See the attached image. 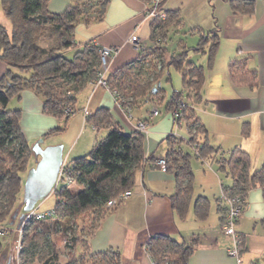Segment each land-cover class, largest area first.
<instances>
[{
  "label": "crops",
  "instance_id": "1",
  "mask_svg": "<svg viewBox=\"0 0 264 264\" xmlns=\"http://www.w3.org/2000/svg\"><path fill=\"white\" fill-rule=\"evenodd\" d=\"M249 2L241 0L235 3L237 7H233L231 0H165L164 8L177 12V21L169 27L168 38L161 45L166 59L173 52L187 49L188 60L205 66L198 94L194 96L190 93L189 99L184 98L193 117L204 129L200 141L206 140L216 148V156H226L235 149L247 152L250 172H254L264 162V0ZM69 3L71 0H49L48 9L55 13L62 12ZM248 4L252 7L250 12L243 8ZM143 9L142 0H103L99 18L89 21L80 19L74 25L73 38L77 46L91 41L99 48L117 47V51L107 60L105 76L133 61L142 49L153 45L150 23L143 16ZM0 21L9 27L10 21L2 11ZM214 28L219 42L212 64L207 66V53L194 47L201 34ZM132 33L139 37V48L128 41ZM172 33L178 37L170 42ZM191 51L197 57L195 60L189 57ZM231 66H242L244 71L253 74L254 85H251V81H234ZM5 68V62L0 59V76ZM170 68L173 67H169L168 71ZM165 70L157 80L156 94L148 95L132 105L122 103L120 96H115L109 86L85 83L75 93V112L66 123L71 136L66 137V141H51L46 145L60 144L62 160L65 161L89 151L98 139L89 134L80 139L84 131L82 127L88 126L97 131L95 123L101 118L98 110L102 108L109 112V121L102 124L106 132L112 124L124 132L136 130V122L148 118L151 105H158L163 98L162 91L166 88L163 81L171 78ZM178 88L183 89L182 76ZM14 98V106H19V126L25 139L28 143L32 137L35 142L39 139L42 142V138L55 129L60 118L42 111V99L32 89H22ZM84 108L91 119L98 120L85 119ZM169 133L186 139L189 136L188 123L182 120L180 124H175L171 109L159 107V113L149 120L147 131L143 133L144 153L149 157L136 170L130 195L109 209L86 238L88 252L116 250L120 254L121 264H153L145 248L147 240L155 234H169L193 245L189 264H237L228 254L231 239L221 232L225 210L222 192L231 185V178L219 171L214 160L195 154L191 156V197L185 213L179 214L171 203V196L177 191L175 173L172 168L163 170L156 163L157 159L164 158ZM78 143L86 149L76 150ZM68 144L69 148L64 152ZM31 158L27 170L35 164L38 156L33 165L30 164ZM197 198L207 201L206 213L201 217L195 212ZM235 229L242 240L238 264H264L262 186H252L245 193L244 207L236 220Z\"/></svg>",
  "mask_w": 264,
  "mask_h": 264
},
{
  "label": "trees",
  "instance_id": "2",
  "mask_svg": "<svg viewBox=\"0 0 264 264\" xmlns=\"http://www.w3.org/2000/svg\"><path fill=\"white\" fill-rule=\"evenodd\" d=\"M48 1L0 0V11L10 21L9 27L0 21V59L6 64L0 76V226H5L8 231L11 227L5 222L18 196L22 194V174L27 170L32 152L19 126V109L7 108L10 97L19 94L22 89H32L42 99L44 113L67 118L69 116H64V108L72 106L75 109V93L85 83L91 82L100 70L99 47L91 41L77 46L73 28L80 19L89 21L99 18L103 0H71L58 13L48 9ZM239 1L231 0L233 7H237L235 3ZM249 3H252L251 0ZM243 8L246 12L252 9L251 4L243 5ZM164 11V17L154 16L149 21L153 45L142 49L133 61L104 75L107 85L116 90L126 105L155 95L157 80L163 70L168 71L169 67L181 72L183 89L172 90L165 105L167 109L175 108L180 98L189 99L190 93L197 95L203 82L205 66L188 60L187 49L173 52L167 59L163 57L161 44L168 38L169 27L177 21V12ZM215 29L201 34L194 47L207 53V66L212 64L219 42ZM45 30L55 35L53 43L47 46L36 39ZM145 67L147 76H141L140 69ZM231 70L234 81H251V85H254V75L244 71L242 66H231ZM98 113L101 115L99 120L91 119L90 115L86 119L98 120L96 125L106 124L109 121L108 110L102 108ZM185 118L189 128L195 129V132L188 140L169 133L164 155L165 169L172 168L175 173L177 191L171 196V203L179 214L185 213L191 197L190 157L194 155L193 146L198 151L197 157L214 160L219 171L231 178L227 192L238 193L244 198L250 187L260 185L264 188V162L258 170L250 172V157L243 150L235 149L226 156H216V148L206 140L200 141L204 129L198 119L192 114H186ZM143 143L144 135L139 130L124 132L112 124L106 135L97 140L87 153L68 161L77 172L75 182L81 186L76 190H71L70 186L56 188L53 191L56 196L54 214L29 221L34 223L30 229L26 227L28 222L23 226L20 239L23 264H34L36 256L42 260V264H58L54 246L50 254H44L45 244H50L47 235L53 231V217L61 215L72 219V223L65 227L64 235L67 234L74 245L80 241V231L86 229L87 236L94 231L105 213L117 204L107 207L106 202L132 187L136 170L148 159ZM206 207V199H196L195 212L198 216L206 213ZM78 220H86L87 227H79ZM86 242L85 238L78 243L88 250ZM146 245L154 264H189V256L193 251L192 244L169 234L152 235ZM89 254L92 260L90 264H121L120 254L116 250ZM65 264H76V259Z\"/></svg>",
  "mask_w": 264,
  "mask_h": 264
},
{
  "label": "rangeland",
  "instance_id": "3",
  "mask_svg": "<svg viewBox=\"0 0 264 264\" xmlns=\"http://www.w3.org/2000/svg\"><path fill=\"white\" fill-rule=\"evenodd\" d=\"M7 18V17H6ZM8 19V18H7ZM9 20V19H8ZM54 37L55 35L53 34V32L51 33L48 30H45L42 32L41 35L37 36V41L44 45H50L49 43H53L54 41ZM178 36L176 35V33H172L169 41L172 42L174 39H176ZM195 53H193L192 51L189 53V57L190 59L195 60L197 57H194ZM147 67V66H146ZM145 69H140L141 71V76H147V74L145 73ZM166 71V70H165ZM170 73L171 78L168 80L163 81L166 85H165V90L162 91V96L163 98L159 101L158 103V107L160 108H165V104L166 101L168 100V98L170 97V94L172 92V90H180L181 88H178V86H181V72L178 70H175L174 68H170L169 71H166ZM140 73V72H138ZM174 87V89H173ZM15 95L10 97L9 101H11V103L7 104V108L9 109H15V108H19V106H14L15 104ZM156 104V103H154ZM157 105V104H156ZM185 115L187 114V116H190L191 113V109L187 106V108L184 111ZM60 120H57V126L55 127V129H53V131L47 136L42 138V142L41 144L44 146L46 145V143L51 142L52 143L54 141H61V140H65L66 137H70L71 133L68 131V127H67V121H68V117H59ZM187 118V117H186ZM184 116V120L187 121ZM98 126V130L97 131H93L92 129H90L88 126H84L82 128H84L83 134L80 136V139L86 135H90L92 138L97 137V139H101L102 137H104L106 135V129L105 127H103L102 125ZM189 126V125H188ZM86 130V131H85ZM92 132V133H91ZM94 135V136H93ZM91 138V139H92ZM60 139V140H59ZM81 141V140H80ZM35 142V140H33V137L30 138L29 140V145L31 146V160H30V164L33 165L34 161H35V152L33 151L34 145L33 144ZM33 144V145H32ZM80 143L77 144L76 146V150L78 148L80 149H86L85 146L82 145V147H80ZM69 148V144L68 146L66 145L64 148V152ZM88 151H85L82 153V155L84 153H87ZM34 158H33V156ZM70 160V159H69ZM29 165V164H28ZM23 179L25 178L26 172H23ZM24 183V180H23ZM81 185L77 182L71 183L70 188L71 190H76L80 187ZM56 201V196L54 195V193L51 191L47 196H45L43 199L39 200L37 202V206L39 204L40 208H49L54 206ZM23 196L22 194H20L15 202V205L13 207V210L10 214V216L7 218L5 224H7L9 227H11V229L7 232H5L3 235H0V241H1V245H0V264H5L7 262L8 259V254H11V259H10V263L14 264V256L17 254L18 252V235H17V231L14 230V227L17 224V221L19 219L20 214L23 211ZM85 218H88L85 215ZM86 220L84 222H82V220H78V226H86ZM52 223V232L50 234H48L47 236L49 237V242L50 244L44 247L45 249V256L47 252H49V254L52 252V248L54 246V248L57 250V259H58V264H65L66 262H71L72 263V259H76V264H90L92 262V260L90 259V254L88 252V250H85L84 247L79 244L78 242H80L82 239L87 238L88 236V232L86 229L80 231V241H77V244H73L72 241H69V239L67 238V234L64 235V231H65V227L67 225H70V223H72V219L68 216H56L53 217L51 220ZM34 223L32 222H28L27 224V228L30 229V227L33 225ZM87 227V226H86ZM89 227V225H88ZM67 232V231H66ZM51 245V246H50ZM20 255H22L21 253V249H20ZM42 260L39 257H35V259L33 260L34 264H42L41 263ZM27 264V263H25Z\"/></svg>",
  "mask_w": 264,
  "mask_h": 264
},
{
  "label": "built area",
  "instance_id": "4",
  "mask_svg": "<svg viewBox=\"0 0 264 264\" xmlns=\"http://www.w3.org/2000/svg\"><path fill=\"white\" fill-rule=\"evenodd\" d=\"M143 1V16L150 21L154 16H165V8L163 6V2L161 0H142ZM158 40V39H157ZM128 41L133 45L135 48L140 47L139 43V37L136 34H130L128 37ZM117 51V47L114 46H103L99 48V59H100V70L98 71L97 75L94 77V79L91 81L93 84H100L105 87H108L107 82L105 80L104 76V70L106 68V63L108 58L114 54ZM160 65L158 64V67ZM113 94L116 96L118 93L116 90L112 89ZM187 103L185 99L180 98L177 106L171 110L173 121L175 124H180L182 120H184L185 116V109L187 108ZM128 107V106H127ZM75 109L72 106H66L64 108V116H71L74 114ZM159 113V107L156 104H152L149 109L148 118L146 119H140L136 122V130H139L142 133H145L147 131V126L149 124V120L153 118L155 115ZM83 114L86 117L88 116V111L84 108ZM92 128H95L94 125L91 124ZM195 132V129L189 128V136L187 138H190L193 133ZM186 138V139H187ZM188 140V139H187ZM193 151L196 156H199L198 151L195 146H193ZM157 164L161 166V168L165 169V159L159 158L156 161ZM77 172L74 170V166L69 163L68 161L62 160L56 180L54 182L52 192L61 186H70L71 183L75 182V175ZM131 193V189L124 190L120 193H118L116 196L112 197L106 202L107 207H111L115 205L116 203L120 202L122 199L129 196ZM222 201L225 205V213L223 215V219L221 222V232L223 234H226L231 239V246L228 248V254L232 256L237 264L240 260V253L242 249V240L240 234L235 229V223L237 218L239 217L243 207H244V198L240 196L238 193H229L227 190L222 192ZM54 214V207H50L47 209H40L37 205H35L30 210L26 211L23 217V220L19 227H14V230L17 231V243H18V252L14 256V264H23L21 261V255H20V248H21V236L23 233V226L26 224V222L32 221V220H40L47 216H50ZM8 231V228L5 226H0V235H3L5 232ZM145 248L147 249L148 246L145 245ZM153 262V261H152ZM154 264V262H153Z\"/></svg>",
  "mask_w": 264,
  "mask_h": 264
},
{
  "label": "water",
  "instance_id": "5",
  "mask_svg": "<svg viewBox=\"0 0 264 264\" xmlns=\"http://www.w3.org/2000/svg\"><path fill=\"white\" fill-rule=\"evenodd\" d=\"M40 142L41 139L35 142L33 148L35 157L38 156V158L35 164L26 171L22 191L24 206L17 221V227L20 226L25 212L33 208L39 200L52 191L62 162V147L60 144L41 146ZM5 264H11L10 259H7Z\"/></svg>",
  "mask_w": 264,
  "mask_h": 264
},
{
  "label": "flooded vegetation",
  "instance_id": "6",
  "mask_svg": "<svg viewBox=\"0 0 264 264\" xmlns=\"http://www.w3.org/2000/svg\"><path fill=\"white\" fill-rule=\"evenodd\" d=\"M8 259H11V256H10V254H9V256H8Z\"/></svg>",
  "mask_w": 264,
  "mask_h": 264
}]
</instances>
